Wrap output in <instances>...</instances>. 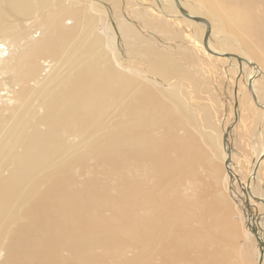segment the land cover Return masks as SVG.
<instances>
[{
    "label": "rangeland",
    "instance_id": "374dc122",
    "mask_svg": "<svg viewBox=\"0 0 264 264\" xmlns=\"http://www.w3.org/2000/svg\"><path fill=\"white\" fill-rule=\"evenodd\" d=\"M157 2L159 0H53L27 16H13L3 2L0 4V40L9 43L11 48L8 67L0 72V95L8 96L16 91L15 98L8 103L9 108H0V195L2 188L8 190L0 212V264H20V260L9 255L7 260V247L15 228L26 226H32L39 239L47 235L48 244L40 248L41 254L34 264H74L83 254L91 256V264H160L162 261L161 264H168L164 248L160 250L162 261L159 251L152 249L146 196L151 187L164 186V181H155L150 175L149 160L132 156L126 145L129 141H120L115 136L125 127H119V124L132 118L133 112L130 113L128 107L133 93L140 89L165 101L168 106H172L170 100L177 99L178 95L186 103L189 108L187 129L208 154H205L202 167L198 166L195 172L199 177L195 174L194 177L192 172V177L179 183V194L189 201L194 199L192 203L198 199L192 206L219 198L230 211L234 223L240 226L238 237L231 245L232 260H237L235 264H258L259 258L260 264H264V115L261 113L264 96L259 101L252 87L255 79L264 87V64L254 58L244 64L243 56L248 58L249 55L239 56L236 48H240L239 44L249 48L250 38L238 31L224 29L225 26L223 28V24L217 22L220 18L217 0H177L181 12L187 10L193 16L206 18L203 20L205 24L217 29L213 30L214 34L197 21H193L198 23L194 27L182 23L183 18L170 11V8L178 11L174 0ZM163 8L167 10L160 12ZM57 13L64 16L65 23L70 22V16L75 17L77 39H72L73 43L69 42L67 46L70 47L63 48V51L57 46L25 50L23 44L31 30L33 37L40 31L49 36L47 30L58 22ZM23 16L28 17L27 20ZM196 29L202 33L201 39L194 34ZM209 35L213 45H217L222 37L227 39L231 50L212 49L213 52L204 45ZM233 38L236 43L228 40ZM17 44L21 47L18 48ZM90 59L99 67L121 72L128 85L103 101L93 121L77 125L71 118L73 122L57 128L58 147L25 176L18 189L12 192L10 187L1 186L2 178L14 170V160L24 150L26 138L36 130L47 129L49 97L63 85L65 78L73 77L76 70H81ZM163 59L171 64L164 66ZM30 68L36 72L33 76L29 75ZM244 72L249 77L247 83ZM180 130L178 133L182 132ZM203 131L211 139L205 137ZM111 134L112 147L106 145ZM224 135L226 142L223 143ZM130 138L133 139L132 133ZM92 145L95 149L102 146L107 151H92ZM139 150L145 152L146 148L145 151ZM116 162L125 165L118 166ZM253 162L257 163L254 172L258 182L254 180L249 187L248 180L250 177L254 179V173L249 174ZM66 164H69V174L66 175L71 180L63 186L65 190L91 182L98 187L107 186L115 195L118 207L100 210L101 215L115 222L109 221V225L115 228L108 231L113 243L98 242L88 250L76 251L67 244L70 235L81 234L86 226L85 211L91 206L86 202L73 206L61 192L62 205L71 207L66 211L51 207L48 217L42 216V206L30 204V194L26 195V191L36 193L42 190L57 175L55 170ZM213 164L216 167H212ZM134 175L139 179L137 193L118 187L121 178L130 179ZM202 190L204 195L208 194L202 196ZM133 198L138 203H134ZM198 202L201 204L197 205ZM41 203H45V199ZM251 230L257 231L261 244ZM58 239L60 241L56 242ZM221 240L213 241V248L223 246ZM245 252L249 254L248 261L243 257ZM192 254L195 252L191 251Z\"/></svg>",
    "mask_w": 264,
    "mask_h": 264
},
{
    "label": "bare ground",
    "instance_id": "6f19581e",
    "mask_svg": "<svg viewBox=\"0 0 264 264\" xmlns=\"http://www.w3.org/2000/svg\"><path fill=\"white\" fill-rule=\"evenodd\" d=\"M52 1L53 0H0V4H2V2L4 3L9 14L11 12L13 16H15V14L21 16L37 11L36 8L43 7L45 3L46 6H48ZM217 1L219 2L220 10L217 13L220 17L217 19V22L223 24V28L225 26L224 29L238 31L250 38L249 48H244L239 43V49L234 46L236 51H239V56L245 55L246 53L249 55L248 58L243 56L245 57L244 59L242 58L243 61L245 60L244 64L251 58L260 60L261 63L264 64V0ZM157 3H160V0ZM174 4L178 5V11H175L172 8H170V11L181 16L183 18L181 20L182 23L189 26L193 25L194 27L198 26V23H193V21H197L204 26L208 32H211L210 34H214L213 30H217L214 27H212V29L211 27H208L203 20H196L189 11L184 10L181 12V6L178 4L177 0H174ZM256 5L260 7H256ZM165 10L167 9H160V12ZM60 13L62 14V12ZM57 15L58 22L51 28V30H47L49 31V36L46 37L44 35L45 32L40 31L35 37H33V31L31 30L30 34L27 36V42L23 44L25 50L28 48L37 50L43 46H57L58 49L62 48L63 51L68 47L67 45L69 42H71V44L73 43L72 39H77L75 31L77 21L75 20V17L73 15V17L70 16V22L65 23L64 16L59 15L58 13ZM26 16L25 18L23 16L25 20L28 18ZM163 17L165 16L163 15ZM194 34L200 38V34L202 33L196 29ZM225 34H227V32ZM229 36L232 37L231 35ZM211 40L212 37L209 35V40L207 38L204 43L209 49H214L220 52L231 50L226 42L227 39L222 37V39L217 42V45H213L211 43L213 41ZM228 40L234 41V38ZM234 42L236 43V41ZM17 45L18 48L21 47L20 44ZM5 50L7 51L4 54L3 52ZM214 50L212 51L214 52ZM10 51V44H6L0 40V72L8 67V54ZM233 58L235 59V57ZM161 63L164 66L171 64V62H166V64L165 60L161 61ZM229 64L232 65L233 61L230 60ZM41 67L43 68L44 66L41 65ZM173 67L169 68L174 69ZM248 72L252 71L248 70ZM35 73L36 72L30 68L29 75L33 76ZM244 76L245 82L247 83L249 77L246 72H244ZM67 78L64 79L66 81L63 85L48 99L46 106V117L48 118L47 129L42 131L36 130V132H32L26 138L24 150L20 152L14 160V170L2 178L3 182L1 186L10 187L12 192H14L16 188L18 189L19 184L23 182L22 180L26 175L39 167L43 159L52 151L54 152L56 150L59 145L55 138V131L57 128L67 125L68 122H73L71 121V118L75 119L77 125H85L93 121L97 116L99 108L101 109L100 106L103 101L114 96L119 90L122 91L123 88L128 85L127 79L121 74V72L112 70L109 67H99L93 59H90L83 64L81 70H76V74H74L73 77L69 79ZM252 87L259 101H261L264 96V87H261L258 83V79L253 81ZM168 91L170 90L168 89L167 93H169ZM174 93L173 95H176ZM15 95L16 91L8 96L6 94L0 95V108L8 109V103L15 98ZM171 95L172 94H170V97ZM178 97L179 95L177 96V99L173 98L170 100L172 103L169 105H172V107L168 106L165 101H161L147 91L141 89L135 91L132 95L131 104L128 107L129 112H133L131 113L133 116L127 121V123L123 122L119 124V127H125L115 134L118 140L129 141L126 145L132 156L149 160L150 175L155 181H158L159 179L164 181V186L158 189H155L156 187H151L150 193L146 194L152 235V249L159 251L158 255L161 259L160 250L164 248L166 251L165 258L168 264H235L237 260H232V254L230 252L233 247H231L232 243H234L238 237V227L240 226H237V223H234L230 211L222 204L221 200L219 201V198L218 200L207 201V203H203L201 206H192V204H194L195 201H198V199H195L192 203L194 199L189 201L190 199H186L179 194V183L192 177V172H194L192 173L193 175L195 174L198 166H200L204 158H206L205 154L208 153H206L207 150H205L191 134V131L187 129L189 124H187L186 115H188L187 112L189 111V108L186 106V103ZM174 102L176 104H173ZM261 113L264 115V110ZM261 113L258 115L260 116ZM188 123L190 122L188 121ZM180 129H182V132L178 133ZM130 133H132L133 139L130 138ZM112 136L113 134L109 136L110 140L106 143V145L110 147H112ZM205 137L210 138V135H206ZM216 140H218V138H216ZM91 148L93 151L95 145H92ZM145 148L146 151L144 150ZM138 149L145 152H141L140 150L137 151ZM95 150L98 152L107 151V149L102 146ZM260 153L261 149L259 150V155ZM121 163L123 162H116L118 166L125 165V163ZM68 165L69 164L60 165L55 170L57 173L56 176L58 177L55 176L54 179L51 178L49 181L50 183H48L42 190L37 191L36 193H32V190L26 191V195L30 194V204L36 207L42 206V216L45 215L48 217L51 207L59 208L57 209L58 211H66L71 207L70 205H62L64 200L62 199V195H60L61 192H64V195L67 196V201L73 206L86 202L91 205L90 207H87L85 211L86 226L81 234L70 235L67 244L73 251H76L82 249L88 250L90 246L98 242L104 244L113 243V238L108 234V231L115 228L109 225V221H111L112 224H115V222L111 218L101 215L100 210L102 208L118 207L115 195L112 192H109L107 186L98 187L91 182H87L70 191H68V189L65 190V187L63 186H65L66 183H70L71 180L70 176L66 175L69 174ZM255 166H257L256 162L251 163L249 174L252 171V173H254V179L250 177L248 180L249 187L254 180L258 182L257 175L254 172ZM212 167L216 166L213 164ZM195 175L196 177H199L197 176L198 174ZM10 178H12V180H10ZM193 182L195 181L193 180ZM138 185L139 179L137 178V175H134L130 179L121 178L118 187L137 193ZM197 187L198 185L195 188ZM195 188L194 190H196ZM204 190L206 191L205 188ZM204 190L201 191L202 196L208 194L204 195ZM7 194L8 190L2 188L0 195V212L4 208V199ZM215 194H217L216 191ZM202 196L200 198H202ZM44 199L45 203H41ZM132 200L134 203H138L136 198H133ZM200 202H198L197 205L202 203ZM46 220L47 218L45 221ZM216 239L223 240L224 245L221 246L222 249H219L221 247L213 248V241L216 242ZM58 241H60V239L56 240V242ZM47 244V235L45 234L42 239H39L32 231V226L15 228L7 247L6 258L8 260L9 255L11 258L20 260V264H34L41 254L40 248L46 247ZM191 251H194L195 254L190 255ZM248 255L247 252L243 254L244 259L247 261L249 260ZM240 258L242 259V257ZM259 260L260 259L258 258L257 261ZM160 261H162V259ZM91 262V256L83 254L79 256L77 262L74 264H91Z\"/></svg>",
    "mask_w": 264,
    "mask_h": 264
},
{
    "label": "water",
    "instance_id": "95a60500",
    "mask_svg": "<svg viewBox=\"0 0 264 264\" xmlns=\"http://www.w3.org/2000/svg\"><path fill=\"white\" fill-rule=\"evenodd\" d=\"M186 16H188V15H186ZM192 17V16H191ZM195 18H196V20H204V21H206V18H204V17H202V16H194ZM206 41L204 40V43H205ZM205 45V44H204ZM224 142H226V136L224 135L223 136V143ZM249 223H247V225H248ZM249 227H250V225H248ZM253 233H254V236H255V238H256V241L257 242H260V244H261V241H259V237H258V234L256 233L257 231L256 230H251ZM262 240V239H261ZM259 244V245H260ZM261 246V249H262V245H260ZM258 264H260V260L258 261Z\"/></svg>",
    "mask_w": 264,
    "mask_h": 264
}]
</instances>
